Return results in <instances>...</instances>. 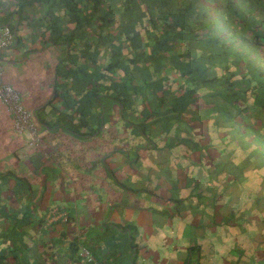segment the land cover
I'll return each mask as SVG.
<instances>
[{
    "label": "trees",
    "instance_id": "1",
    "mask_svg": "<svg viewBox=\"0 0 264 264\" xmlns=\"http://www.w3.org/2000/svg\"><path fill=\"white\" fill-rule=\"evenodd\" d=\"M2 1L0 25H9L15 37L10 17L20 22L36 13L40 40L64 47L55 94L41 109L58 111L52 103L62 99L58 115L65 129L93 136L115 114L121 130L132 126L136 141L161 135L163 146L172 148L179 138L166 141L178 136L185 157L194 149L208 155L203 149L219 144L238 147L255 156L242 167L259 168L254 178L264 173V0ZM34 116L48 124L37 110ZM195 131L194 138L187 134ZM218 165L212 168L222 174ZM235 166L223 174L236 173ZM33 189L25 174L0 169V264H135L137 247L130 238L121 240L113 224L81 238L70 212L50 222L51 207L45 217L31 215ZM64 211L56 207L55 214ZM111 230L120 236L108 238ZM34 232L49 236L48 263L33 251Z\"/></svg>",
    "mask_w": 264,
    "mask_h": 264
},
{
    "label": "rangeland",
    "instance_id": "2",
    "mask_svg": "<svg viewBox=\"0 0 264 264\" xmlns=\"http://www.w3.org/2000/svg\"><path fill=\"white\" fill-rule=\"evenodd\" d=\"M4 2L1 0L0 5ZM2 10L4 9L0 7V17L3 15ZM25 10L27 11L25 13L33 12L32 8ZM30 15V17L21 19L19 33L20 31L27 33V30L35 27L37 14L30 13ZM24 45L32 47L30 42ZM60 53L63 52L48 46L40 53L26 54L25 61L17 64L15 68L1 64L0 81L16 88L23 106L32 112L35 105L45 99V89L51 85L52 70L49 61L59 59ZM107 121L102 131L88 138H76L75 142L72 139L62 138L67 129L57 127L58 129L54 130L53 142L54 144L59 143L60 156L57 151L56 153L52 150L34 152L36 146L26 147L25 154L34 153L28 158L30 163L27 165L31 168L25 166L26 155L24 153L14 156L7 152L3 156V161H0L1 170L9 168L29 177L34 188V194L30 198L36 207L35 212H30L31 215L36 214L38 219L45 217L46 210L50 207L65 209L76 218L75 228L82 233L81 238L89 237L92 233L95 235L96 232L102 233L104 231L101 228L103 221L109 224L115 223L113 225L123 233L120 239L130 238V242L138 248L136 256L133 257L135 264H181L187 258L186 244L193 246L195 255L191 257L190 254L184 264H264V173L254 178L252 175L260 169L252 167V163L244 169L241 164L242 161L247 162L251 159L252 162L255 161V156L252 157L245 150H241L243 154L239 153L238 147L229 145L222 147L221 144L214 147L209 146L207 150L204 148L203 150L208 152V155L202 152L199 156L198 151L194 149L188 157L184 156L182 160L180 157V169L169 177L171 173L165 174L159 165L164 155L167 158L173 157L172 149L159 143L161 139H164L163 136L151 135L152 141L143 144L147 146V149L143 150L141 143L144 139L136 141V138L131 137L132 126H128L124 131L121 130V120L116 118L115 114H111ZM199 127L203 128V126ZM186 129L184 128L183 132H186ZM37 130L41 136L44 131L43 125L37 123ZM187 134L191 138L196 137V131L193 134L191 132ZM115 137L123 138V142H119V139L116 141ZM178 138L180 142L178 146H185L183 145L185 140ZM173 140L174 138L167 139L166 143ZM215 141L214 144L219 143L218 139ZM202 142L205 143L204 140ZM117 144L130 151L133 156L135 152L138 155V161L134 165L124 164V161L119 160V154L109 155L112 150H108L115 148ZM124 144H127L126 147ZM227 149L231 150L227 151ZM179 151L177 149L175 153L179 154ZM106 155H108L107 163L103 161V164L105 163L106 166L108 164L114 177L110 176L109 170L102 165V160ZM234 157L237 161L231 159ZM215 162L219 164L216 169L222 171V174L216 173L212 168ZM234 162H238L236 166ZM230 166L238 168L234 173L238 176V181L234 185L233 182L228 183V188L231 187L233 190L221 194L220 200L226 202L225 207L231 202L229 199L234 197V189L242 188L248 191L244 193V190H240L242 194L239 199L242 210L228 221L224 217L213 220L199 214L197 218L192 219L195 225L189 227L187 222L191 220L192 211L185 200L174 203L172 200L162 202L157 198L159 195L182 198V194L185 195L188 190L185 185L188 181L186 176L189 170L192 172V177H188L190 180L216 179L218 175L225 180L229 174L223 176V170L225 171ZM197 167L205 170L204 175L195 174ZM172 182L177 184L178 188L174 189L173 186L171 188L170 185H174ZM5 190L4 193H7ZM133 190L138 191L133 192ZM7 199V195H3L4 202H7ZM136 207L141 208V211L134 210ZM205 207L208 212L206 215L216 209L212 199L205 204ZM149 208L162 211L168 209L174 215L168 217L162 212H153ZM56 219L57 216L49 217V222ZM204 220L209 221V225H205ZM121 228L124 230L122 231ZM107 233L108 238L112 237V234L119 235L112 230ZM33 235L36 241L33 244V251L38 255L42 252L43 255L40 256L48 263L53 256L52 249H46L49 236L38 232H34ZM116 248L120 250V247ZM99 256L101 257V254Z\"/></svg>",
    "mask_w": 264,
    "mask_h": 264
},
{
    "label": "crops",
    "instance_id": "3",
    "mask_svg": "<svg viewBox=\"0 0 264 264\" xmlns=\"http://www.w3.org/2000/svg\"><path fill=\"white\" fill-rule=\"evenodd\" d=\"M13 16L10 17V21L15 23V24H13L14 29H15V33H16L15 41L11 47L3 50L0 53V65L6 64L7 66H12V68H15L17 64H19V63L21 64V62L25 61L26 54H28V53H30V54L40 53L42 51H45L48 48V46H52V45H50L48 43H43L44 41L40 40L39 35L36 32H34V31H36L35 28L34 29L30 28V30H27L28 31L27 33L26 32L23 33V31L22 32L20 31V33H19L18 30H19V26H20L21 22H19V17H16L15 14ZM22 33L24 34V36L22 35ZM27 42L32 43V47L30 45L25 46L24 44ZM52 47L55 48V50L57 49L60 52H64L63 51L64 47H62V46H52ZM54 55H55V53H54ZM54 55L52 54L53 57H54ZM61 55L62 54L60 53V57H61ZM49 62H50V65H49L50 69L52 70L51 85H49L48 88L45 89L46 90L45 91V99L42 102L36 104L35 108H33V111H32L33 116H34L35 111L37 110V112L40 114L41 118H44V120L47 121L48 124H43L44 131H43L41 136L39 135V138H40L39 145L35 147L36 150H34V152H37L38 150L39 151L41 150L44 152H47L48 150H52L55 153L57 151L58 155L60 156L61 151L59 152V146H58L59 143L54 144L53 134H54V130L57 127H61L63 129H65L63 127V124L61 122H59L60 116L58 115V111H64L65 103L62 99L57 98L56 100L53 101L52 105L57 106V108L59 109L58 111H55L49 105L46 106L43 110L41 109V107H43L45 104H47V102L55 94V87H54L55 86L54 80L56 78L55 77L56 76L55 67H56V64L58 63V58L54 59L53 61H49ZM14 89H16V88H14ZM16 91H17V89H16ZM53 91H54V94H51V92L53 93ZM34 118H35V116H34ZM54 124H56V125H54ZM13 126H14L13 115L10 113V111L8 110L6 105H4L0 101V161H3L2 158L7 152L12 153L14 156H19L20 154H23V153L25 154V148L26 147L33 148L32 146L29 145L27 135H21V134L15 133L13 130ZM84 137L88 138L91 136H81V135L75 134L69 130L65 131L64 135L62 136V138L72 139L74 142H75V140H77L76 138H84ZM41 138H42V140H41ZM177 138H178V136L174 140H176ZM141 141H142V139H141ZM146 142H148V141L145 140V138H144V141L141 143L142 144L141 149H143V150L147 149V146L143 145V144H146ZM159 143L163 144V142H160V141H159ZM124 145L123 146L126 147L127 144H124ZM190 148H191V146H190ZM171 149H172L171 151L173 152V157L167 158L164 155V158L159 163L160 168H162L164 170L165 174L169 175L171 173L169 177H171L173 174L178 172V170L180 169L179 163L181 161L179 159H180V157H181V160L184 158V156H185L184 154L186 151L185 146H183V147L175 146V147H172ZM177 149L180 150L179 154L175 153V150H177ZM108 151H111L109 153V155L111 154V155L117 156L119 154V160L124 161V164L134 165V163H136L139 159L138 155L135 152L134 153L132 152L134 154V156H133L130 151H128L124 148H121L120 145H116L115 148H111ZM25 155H26L25 166H29V165H27L30 163L28 158L32 157L34 155V153L31 152V153L25 154ZM107 156L108 155H106L103 158L102 165L105 169L109 170L110 176L114 177V174L110 170L111 168L108 166V164H107V166L105 165V163L103 164V161L107 163ZM26 161H27V163H26ZM167 171H169V172H167ZM204 171L205 170L202 167H197V171L195 174H199V176H200V174L204 175ZM191 175H192V172L189 170L187 173V176H186L188 181L185 185L188 187V190L186 191L185 195L182 194V198L176 197V196L175 197L174 196L165 197V196H162L159 194H157V195H159L160 197L157 196V198L160 199L162 202L167 201V200L168 201L172 200L174 203H176L177 201H181V200L184 201L185 200L189 204L190 210L192 211V214L190 216L191 220L194 217L197 218L200 214L206 218H211L213 220H214V218L223 219V217H224V218H227V221H228L232 217H234V215L236 213L238 214V212L242 210L241 202L239 199V197L242 194L240 190H244L242 188L240 190L234 189L235 195H233L234 196L233 198L231 197L229 199L231 202L226 204L227 207H225V205H224L226 202L220 200V196L222 193L225 194L227 191L233 190V189H231V187L228 188V183L233 182V184H235L237 182V180H233V176L228 175L227 179H225V180L222 179L221 175L217 176L216 179L211 178V179L204 180L202 178L201 179L196 178L194 180H190V178H188V177H192ZM224 175L225 174H223V176ZM206 181H208V182L205 183ZM201 182H204V183H201ZM200 183L202 185H200V187H199ZM170 186H171V188L173 186L174 189L178 188L177 184H174V185L171 184ZM241 187H242V185H241ZM226 188H227V190H226ZM128 191H130V190H128ZM137 191L138 190H136V191L133 190V192H137ZM245 191H248V190H244V193H245ZM211 199L213 200V205L216 209L210 211L209 214L206 215V213H208V212H206L205 204L208 203V201H210ZM53 209L55 210L56 208H52V210ZM140 209L141 208L138 209V207H136L134 210L141 211ZM149 209L153 212H162L163 214H166L168 217L174 215L172 212H169L168 209H166V210L164 209L163 211L158 210V209H153V208H149ZM63 210H65V209H63ZM66 211H64V212H66ZM224 211H226L224 214H222V213L219 214L220 212H224ZM190 218H189V220H190ZM191 220L189 222H187L189 227H191V225H195V224H193V220L192 221ZM224 221H223V223H224ZM208 222L209 221H206V220L203 221V223H205V225H209ZM103 223H109V222L103 221ZM112 224H115V223H112ZM187 234L189 235V232ZM186 245L187 246L185 248L187 249V258H188V256H190V254H191V257L193 255H195V253L193 252V250H194L193 246L191 244H186ZM137 250H138V248H137ZM187 258H185L183 260V263H181V264H184L187 261Z\"/></svg>",
    "mask_w": 264,
    "mask_h": 264
},
{
    "label": "built area",
    "instance_id": "4",
    "mask_svg": "<svg viewBox=\"0 0 264 264\" xmlns=\"http://www.w3.org/2000/svg\"><path fill=\"white\" fill-rule=\"evenodd\" d=\"M15 41V34L7 24L0 25V53L11 47ZM2 73V69L0 66V76ZM0 101L5 104L8 110L11 112L14 118V126L13 130L17 134H25L28 137V142L30 146H37L39 145V134L37 130V123L35 122V118L33 113L30 110L26 109L23 106L21 97L19 92L16 91L12 86L9 84L3 83L0 81ZM56 209L52 211V218L55 216L64 217L66 212H60L55 214ZM84 256H88V259H92L89 256L88 251H83Z\"/></svg>",
    "mask_w": 264,
    "mask_h": 264
},
{
    "label": "flooded vegetation",
    "instance_id": "5",
    "mask_svg": "<svg viewBox=\"0 0 264 264\" xmlns=\"http://www.w3.org/2000/svg\"><path fill=\"white\" fill-rule=\"evenodd\" d=\"M147 141L149 140V139H146ZM150 141H152L151 139L148 141V142H150Z\"/></svg>",
    "mask_w": 264,
    "mask_h": 264
},
{
    "label": "water",
    "instance_id": "6",
    "mask_svg": "<svg viewBox=\"0 0 264 264\" xmlns=\"http://www.w3.org/2000/svg\"><path fill=\"white\" fill-rule=\"evenodd\" d=\"M52 94H54V91H53V93Z\"/></svg>",
    "mask_w": 264,
    "mask_h": 264
}]
</instances>
